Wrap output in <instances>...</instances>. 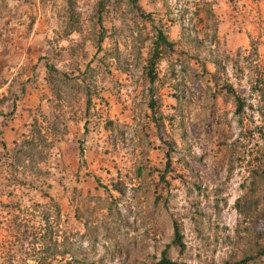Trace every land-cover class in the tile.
I'll return each instance as SVG.
<instances>
[{
    "label": "rangeland",
    "instance_id": "1",
    "mask_svg": "<svg viewBox=\"0 0 264 264\" xmlns=\"http://www.w3.org/2000/svg\"><path fill=\"white\" fill-rule=\"evenodd\" d=\"M135 1L0 0V264H264V0Z\"/></svg>",
    "mask_w": 264,
    "mask_h": 264
},
{
    "label": "trees",
    "instance_id": "2",
    "mask_svg": "<svg viewBox=\"0 0 264 264\" xmlns=\"http://www.w3.org/2000/svg\"><path fill=\"white\" fill-rule=\"evenodd\" d=\"M133 1V4H135L136 3V1L135 0H132ZM138 10H139V12H141V10L139 9V8H137ZM143 15V14H142ZM144 16V15H143ZM100 42H101V39H100ZM172 43H170L167 39H166V37L164 36V34L161 32V31H159L158 33H157V36H156V42H155V51H154V53L153 54H155V57L158 55V47H167V48H169V49H172ZM154 60H155V58L154 57H151V59H150V64L152 65L153 63L152 62H154ZM51 67L50 66H48L47 65V69L49 70ZM154 78H152V80H153ZM150 107L152 108L153 107V104L151 103L150 104ZM35 127V124H33V128ZM2 147H3V150L5 151V152H8V150H7V148H6V146L4 145V144H2ZM79 155L81 156V157H83L84 156V150H83V148H80L79 149ZM181 237H180V234H179V231H178V228L175 226V228H174V240H173V244H175V245H177V246H179V247H183V244H182V242H181V239H180ZM154 264H184V263H178V262H175V261H172L171 259H169L168 257H167V255H166V251H163L162 252V257L160 258V260L159 261H157L156 263H154Z\"/></svg>",
    "mask_w": 264,
    "mask_h": 264
},
{
    "label": "crops",
    "instance_id": "3",
    "mask_svg": "<svg viewBox=\"0 0 264 264\" xmlns=\"http://www.w3.org/2000/svg\"><path fill=\"white\" fill-rule=\"evenodd\" d=\"M14 117V116H13ZM20 116L18 115L17 118H19ZM14 125L12 124V122H3L0 123V129L4 132L5 137L10 138L11 135L14 133ZM11 140L13 141V135L11 137ZM4 143H6V141L4 140ZM8 147V146H7Z\"/></svg>",
    "mask_w": 264,
    "mask_h": 264
}]
</instances>
